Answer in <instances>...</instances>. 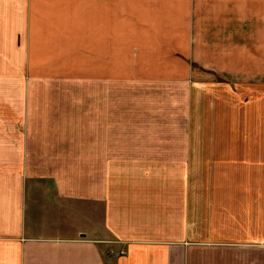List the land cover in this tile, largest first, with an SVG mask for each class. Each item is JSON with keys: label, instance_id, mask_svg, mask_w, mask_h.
<instances>
[{"label": "crops", "instance_id": "crops-1", "mask_svg": "<svg viewBox=\"0 0 264 264\" xmlns=\"http://www.w3.org/2000/svg\"><path fill=\"white\" fill-rule=\"evenodd\" d=\"M77 1L0 0V264H264V0H130L138 34L158 33L164 59L184 61L170 74L242 77V106L228 101L223 115L206 93L236 83L185 85L180 99L195 106L190 119H243L242 180L232 174L235 133L185 131L182 143L165 130L109 133L103 119H81V131L77 119H32L41 100L30 80L29 10ZM84 1L86 28L107 44L108 0ZM199 136L214 144L192 146ZM109 138L125 146L109 148Z\"/></svg>", "mask_w": 264, "mask_h": 264}, {"label": "rangeland", "instance_id": "rangeland-1", "mask_svg": "<svg viewBox=\"0 0 264 264\" xmlns=\"http://www.w3.org/2000/svg\"><path fill=\"white\" fill-rule=\"evenodd\" d=\"M83 3H88L87 5L90 6L89 2L81 0L77 1L73 7H69L67 11L49 13L57 8L45 4L40 6L42 12L33 13L29 10L28 48L31 55L29 72L33 74L30 80L36 88L37 103L39 97L41 100L40 109L38 107L35 109L36 117L32 119H39V117L41 119H59L60 117L61 119H77V131L82 130L78 123L81 119H93V125L99 119H103V130H108L109 133L147 131L148 128L157 132L165 130L170 132V135L182 133V143L185 131L188 135L195 132L206 135L235 133L236 139H230V146H234L237 151L234 160L236 169L232 174L236 180H242L244 178L243 119L232 115L225 119H220L219 116L216 119H212V116H209L211 119H190L191 113L195 112V106L186 107L180 101L184 95L185 85L190 87L206 84L219 87L236 83L238 85L234 91H227L226 88L220 87L206 93L218 101L214 105V115L216 113L223 115L226 110L232 111L231 107H226L225 103L228 101L242 106V77L232 80L231 77L224 76L170 74L174 70L177 73L183 71L184 61L179 58L164 59V43L157 37L158 33L152 32L149 36L139 30L140 34H138L139 27L136 26L138 13L131 11L130 0L129 4L128 0H123L122 6H116V0H108L107 13H103L108 20H104L102 26L107 28L108 40L107 44L101 45L99 28H86V19L91 12H85L86 5L84 6ZM93 4L94 2L91 6ZM96 5L92 10L93 27L96 22H99L101 14L99 12L98 15L95 11ZM46 16L52 17L53 25L50 30H45L47 34H44L41 32V18L44 20ZM90 31L92 34H88ZM171 47L178 49L179 46L172 42ZM41 79H58L61 84L74 87L66 93L63 90H57L52 84L48 90L46 89L48 86L40 82ZM60 102L61 106H58V110L57 103L60 105ZM41 103L44 108L41 107ZM211 111L209 110L208 115ZM117 119L124 120L116 124ZM125 119H157L158 121L155 127H149L141 122L132 124V127ZM163 120L165 122L161 123ZM197 138H193L192 146L206 147L207 144L210 148L214 144L213 140L201 141V136ZM114 142L125 146L126 141H115L109 138V148Z\"/></svg>", "mask_w": 264, "mask_h": 264}]
</instances>
